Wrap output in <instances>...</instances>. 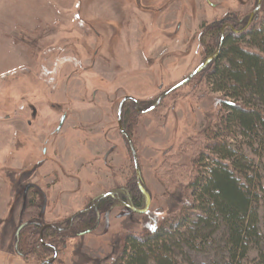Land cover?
I'll list each match as a JSON object with an SVG mask.
<instances>
[{
  "label": "rangeland",
  "instance_id": "1",
  "mask_svg": "<svg viewBox=\"0 0 264 264\" xmlns=\"http://www.w3.org/2000/svg\"><path fill=\"white\" fill-rule=\"evenodd\" d=\"M257 4L0 0V264L42 262L25 259L16 249L19 226L42 214L41 192L48 197L42 217L60 222L100 192L125 186L136 176L118 124L121 101L133 96L138 109L154 104L208 57L207 29L213 22L232 15L251 18ZM254 18L264 22V0ZM215 43L214 50L218 39ZM226 101L207 77L179 87L146 113L128 101L124 108L138 113L132 124L122 121L137 149L150 209L106 211L92 232L68 238L53 264H114L127 234H141L182 216L191 200V184L211 161L205 154L207 131L219 121ZM225 140L252 159L264 176V154L255 152L256 143L240 132ZM199 153L204 154L202 166L194 159ZM29 184L34 187L27 190ZM259 215L264 235L263 203ZM211 245L185 247V256L176 250L179 264L221 261L223 252ZM258 252L253 248L249 261Z\"/></svg>",
  "mask_w": 264,
  "mask_h": 264
},
{
  "label": "trees",
  "instance_id": "2",
  "mask_svg": "<svg viewBox=\"0 0 264 264\" xmlns=\"http://www.w3.org/2000/svg\"><path fill=\"white\" fill-rule=\"evenodd\" d=\"M232 16L224 19L231 25L225 33L217 21L207 29L211 39L207 42L208 48L205 47L207 56L216 52L221 41L222 46L219 55L193 78L207 77L215 89L229 99L219 121L207 131L209 152L205 154L211 161L204 165L206 171H198L190 186L191 200H187L183 210L186 213L181 211L182 216L166 220L162 227L155 226L157 229L127 234L114 264H179L176 250L184 255L185 247L197 250L200 246L210 247L212 243L223 252V259L211 264H264V235L259 227L264 176L256 170L252 159L234 150L225 140L240 132L258 145L256 153L264 154V22L259 23L255 18L249 22L250 14L242 19ZM137 113L134 108L125 107L122 120L132 124ZM201 155L196 154L194 158L200 166L204 154ZM141 182L143 184L142 179ZM120 190L124 199L133 200L134 206L146 207L147 196L140 188L137 175L127 185H121ZM42 216H39L41 221ZM69 219L59 224L68 225ZM33 220L37 217L26 223L18 237L16 235V243L21 256L37 261L52 254L45 243L52 242L60 250L67 238L76 237L90 227L93 231L99 225L94 212L79 213L68 230L59 232L47 228L42 239V226ZM253 248L258 249V258L249 261ZM190 264L196 263L190 261Z\"/></svg>",
  "mask_w": 264,
  "mask_h": 264
},
{
  "label": "flooded vegetation",
  "instance_id": "3",
  "mask_svg": "<svg viewBox=\"0 0 264 264\" xmlns=\"http://www.w3.org/2000/svg\"><path fill=\"white\" fill-rule=\"evenodd\" d=\"M219 21H220L219 23H221V26H222L221 27L222 33L223 32L225 33V31L227 30L229 24L227 22L224 23L222 19L219 20ZM33 114L36 115V111H33ZM31 122H32V120H29V123H31ZM126 131L128 132V129ZM105 157L107 158L108 157V154ZM133 178H134V176L133 177H130L129 180H127V183L126 184H128ZM138 182H139V180H138ZM33 187H34V184H29V185H27L26 188L28 190L30 188L32 189ZM35 190H36V193L39 194L40 189L39 188H35ZM40 194L43 196V204L41 203V206H42L41 213L44 215L45 214V209H46L47 198L48 197H47V195L44 192H41ZM132 202H133V200L132 199H128V197H127V199H124L122 197V195H121L120 186L115 185L114 187H112L111 189L107 190L106 192H100L99 194H97L89 202V204H87L86 206H84L83 208H81L79 211H82L81 214H88V213H93L94 212L96 214V217H97V220H98V223H99L100 220L102 219L103 214L106 211H109V210H112V209H115V208H119V207H126V208L134 211L132 207H136V206H134L132 204ZM137 208H139V207H137ZM78 212H76V213H78ZM76 213H74L70 217L68 225L67 224H65V225L59 224L60 222L61 223H66V221H67L66 218L62 219L60 222H47L45 219H43L41 221L40 220L41 218L37 217V220H33V223H36V225L42 226V228H41V235H42V239H43L44 231L47 228L56 229L59 232H62V231L64 232V231L68 230L69 227L72 226L74 224V222H75L76 216L78 214L75 217H73V216ZM25 223H27V222H25ZM90 232H92L91 231V227L90 228H87V229H85L83 231H81L78 236H83V235L88 234ZM45 245L52 249V254H53L52 257L54 256L55 248H56L58 250V257H59L60 250H59V248H57L55 246L54 243L47 242V243H45ZM64 246H66V244ZM16 249L18 250V243H16ZM19 254H21V253H19ZM58 257H57V259H58ZM47 258H49V257H47ZM45 260H47V259H45ZM45 260H43V261H45ZM55 261H54V263H55Z\"/></svg>",
  "mask_w": 264,
  "mask_h": 264
},
{
  "label": "water",
  "instance_id": "4",
  "mask_svg": "<svg viewBox=\"0 0 264 264\" xmlns=\"http://www.w3.org/2000/svg\"><path fill=\"white\" fill-rule=\"evenodd\" d=\"M262 2L263 0H258V4L257 6L255 7V9L252 11L251 13V18H250V22L251 20L254 18L255 14L257 13V11H259V9L261 8L262 6ZM223 37V35H222ZM222 46V41L220 42L219 44V47L217 48L216 52L212 55H210L209 57H207L203 62H201L194 70L193 72H191V74L189 76H187L186 78H184L182 81L178 82L177 84H175L174 86H172L171 88H169L168 90H166L158 99L157 101L152 104L151 106H149L148 108L146 109H138L139 108V101L133 97V96H127L125 97L121 103L119 104V110H118V124H119V128H120V131L121 133L126 137L128 143H129V146H130V149H131V153H132V156H133V159H134V164H135V170H136V175H137V178L139 180V185H140V188L141 190L145 193V195L147 196V205L145 208H137V207H132L133 210L135 212H138V213H145L147 212L149 209H150V205H151V196H150V193L144 188L142 182H141V169H140V161H139V157H138V153H137V149L133 143V139H132V136L126 131L124 125H123V121H122V112H123V109H124V105L128 102V101H134L136 103V106H137V109L140 110L142 113H146V112H149L153 109H155L163 100L166 96H168L171 92L175 91L176 89H178L179 87L189 83L196 75H198L200 72H202L218 55H219V52H220V48ZM65 119V116H63L62 118V121L61 123L64 121ZM82 211H79L78 213H76L73 217H75L77 214L81 213ZM26 225V223H22L17 232H16V235L17 237L19 236L20 234V231L22 230V228ZM58 257V250L55 248V253H54V256L51 257V258H48L47 260L41 262L40 264H53L54 261L57 259Z\"/></svg>",
  "mask_w": 264,
  "mask_h": 264
}]
</instances>
